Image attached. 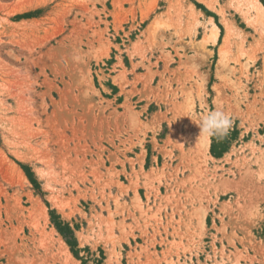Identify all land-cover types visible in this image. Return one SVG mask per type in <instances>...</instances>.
I'll return each mask as SVG.
<instances>
[{"label":"rangeland","instance_id":"rangeland-1","mask_svg":"<svg viewBox=\"0 0 264 264\" xmlns=\"http://www.w3.org/2000/svg\"><path fill=\"white\" fill-rule=\"evenodd\" d=\"M235 9L0 0V264H67L70 230L80 264H264V33ZM217 109L221 157L199 127Z\"/></svg>","mask_w":264,"mask_h":264},{"label":"bare ground","instance_id":"bare-ground-1","mask_svg":"<svg viewBox=\"0 0 264 264\" xmlns=\"http://www.w3.org/2000/svg\"><path fill=\"white\" fill-rule=\"evenodd\" d=\"M200 1L204 2L205 4L209 5L210 7H214L215 0H200ZM232 1L234 3L235 8H236L235 10L237 11L238 9H240V11L243 14L242 16H244L246 18L245 21H247L250 25L254 26L257 30H260L261 34H263L264 33V6H262L261 1L260 0H232ZM230 8H231V6H230ZM223 13H224V9H223ZM223 20H224L223 22H224L225 27H226V35H225L224 43H223V46L221 47L220 53H221L222 56H225L226 54H228L230 52V49H231V38H232V36H233V34L235 32V29H237V28H235V26L229 20H227L226 18L223 19ZM160 21L162 23L161 17L156 18L147 27L148 38L151 39L153 37V35H154L156 29L158 28L159 24H161ZM216 29H217L216 25H214L213 27H207L206 33H205L203 39L201 40V44L203 45V47H205V45L208 42L214 41ZM237 31H238V29H237ZM240 51L241 52L244 51L243 45L240 47ZM220 95H221V97L224 96L223 91L220 92ZM203 133H204V137L206 139V141L204 142L203 146H204L205 150H207L208 149V144H209V135L206 132H203ZM262 168H263L262 173L264 174V163H263V167ZM21 173H22L21 174V178L22 179H26V176L24 175V173L23 172H21ZM49 188H51V187L49 186ZM60 206H61V204H60ZM36 208H37V211L40 214H43L44 217L46 219H48V212L46 211V207L42 204L41 201L38 203V206ZM34 211H36V209ZM37 211H36V213L38 214ZM54 231H56V230L54 229ZM78 236H79V239H80L81 243H85V241L87 240V236L84 233H82V232H79ZM43 238H45V235H44ZM50 240H52V239L50 238ZM54 240H55V238L53 239V241ZM56 240H57V243H58L57 253L59 254V256L60 255L64 256L65 257L64 261L66 259L67 260V264L68 263L80 264V262L70 252L69 246L65 242V240L62 238V236H60ZM45 241H47V240H45ZM44 242H41V244H43ZM44 245H45V243H44ZM47 247H48V245H47ZM117 254L118 253L116 252L114 255H117Z\"/></svg>","mask_w":264,"mask_h":264},{"label":"clouds","instance_id":"clouds-1","mask_svg":"<svg viewBox=\"0 0 264 264\" xmlns=\"http://www.w3.org/2000/svg\"><path fill=\"white\" fill-rule=\"evenodd\" d=\"M232 119L228 113L217 109L208 112L201 120L200 129L209 135L224 134L231 127Z\"/></svg>","mask_w":264,"mask_h":264},{"label":"trees","instance_id":"trees-1","mask_svg":"<svg viewBox=\"0 0 264 264\" xmlns=\"http://www.w3.org/2000/svg\"><path fill=\"white\" fill-rule=\"evenodd\" d=\"M229 136L228 134L218 135L214 137L212 147H211V153L216 157H221L225 152L228 151L230 141L228 140ZM216 140H218V143H216ZM58 229L61 231L60 225H57ZM70 229V227H69ZM70 234L72 239H68V244L74 248L76 246V239L74 238V233L70 230Z\"/></svg>","mask_w":264,"mask_h":264},{"label":"crops","instance_id":"crops-1","mask_svg":"<svg viewBox=\"0 0 264 264\" xmlns=\"http://www.w3.org/2000/svg\"><path fill=\"white\" fill-rule=\"evenodd\" d=\"M263 6V5H262ZM213 20V18H210L209 20ZM213 23H215L214 22V20H213ZM217 26V25H216ZM221 31L219 30V28L217 27V29H216V31H215V38H214V41H211L210 43H212V45L214 44V43H216L218 40H219V37H220V35H221V33H220ZM209 43V44H210ZM222 46H223V44H222ZM221 46V47H222ZM146 157H147V151L143 154V161H144V164H145V162H146ZM206 223V222H205ZM80 240V239H79Z\"/></svg>","mask_w":264,"mask_h":264}]
</instances>
